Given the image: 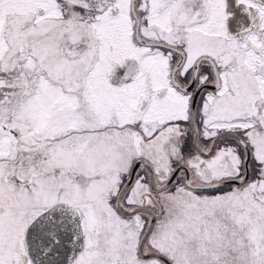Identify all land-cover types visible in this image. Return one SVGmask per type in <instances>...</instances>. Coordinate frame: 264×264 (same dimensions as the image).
Segmentation results:
<instances>
[{"label":"snow or ice","instance_id":"snow-or-ice-1","mask_svg":"<svg viewBox=\"0 0 264 264\" xmlns=\"http://www.w3.org/2000/svg\"><path fill=\"white\" fill-rule=\"evenodd\" d=\"M0 264H264V0H0Z\"/></svg>","mask_w":264,"mask_h":264}]
</instances>
